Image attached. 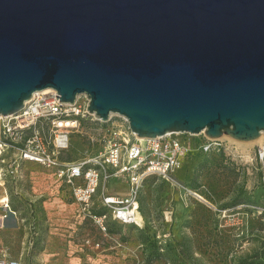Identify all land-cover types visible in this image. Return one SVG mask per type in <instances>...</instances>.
<instances>
[{"label": "water", "instance_id": "1", "mask_svg": "<svg viewBox=\"0 0 264 264\" xmlns=\"http://www.w3.org/2000/svg\"><path fill=\"white\" fill-rule=\"evenodd\" d=\"M88 99L140 139L264 135V0H0V116Z\"/></svg>", "mask_w": 264, "mask_h": 264}, {"label": "rangeland", "instance_id": "2", "mask_svg": "<svg viewBox=\"0 0 264 264\" xmlns=\"http://www.w3.org/2000/svg\"><path fill=\"white\" fill-rule=\"evenodd\" d=\"M79 103L84 106L85 98ZM107 125L83 119L62 157L79 162L98 154L103 146L91 144L90 136ZM176 136H188L186 146L198 148L196 135ZM225 139L230 155L196 151L182 157L170 176L147 177L138 224L116 225L106 237L84 220L68 188L50 170L25 162L16 181L5 175L0 181V258H19L25 264H59L56 253L62 254V264L74 257L78 264L257 260L264 245V161L258 158L264 135L250 142ZM7 195L10 209L2 204Z\"/></svg>", "mask_w": 264, "mask_h": 264}, {"label": "built area", "instance_id": "3", "mask_svg": "<svg viewBox=\"0 0 264 264\" xmlns=\"http://www.w3.org/2000/svg\"><path fill=\"white\" fill-rule=\"evenodd\" d=\"M81 97L85 98L84 106L79 103ZM87 106L84 95L75 104H67L60 101L56 90L47 89L35 92L18 113L0 116V181L2 175L16 181L25 162L45 167L61 187L68 188L84 220L90 221L104 237L109 235L111 225L138 224L140 191L147 177L170 176L182 157L196 151L217 150L230 155L225 138L209 139L203 134L196 135L199 143L195 150L186 146L188 136L167 134L140 139L128 120L115 114L106 123L108 128L97 127V135L90 136L91 144L101 143L102 150L85 160L70 161L62 154L68 150L72 134L81 128V121L90 118L94 124L100 122ZM258 158L264 161V146L259 148ZM113 180L127 184L126 195L109 191ZM2 204L10 209L8 195ZM100 246L96 244L97 249ZM0 264L22 262L0 258Z\"/></svg>", "mask_w": 264, "mask_h": 264}, {"label": "crops", "instance_id": "4", "mask_svg": "<svg viewBox=\"0 0 264 264\" xmlns=\"http://www.w3.org/2000/svg\"><path fill=\"white\" fill-rule=\"evenodd\" d=\"M111 184H112V187H110V184L108 185V189L109 191L111 192H114V193H118L120 195H126L127 194V191H128V187H127V184L124 183V182H121V181H111ZM58 258H57V262L59 264H62V254L60 253H56ZM44 255L46 256L45 253H41V257H44ZM13 259H17V260H20L22 262V264H25L21 259L19 258H13ZM82 262H86V261H82ZM29 264V263H28ZM41 264H44V261L41 262ZM63 264H78V257H74V258H71V259H66Z\"/></svg>", "mask_w": 264, "mask_h": 264}, {"label": "trees", "instance_id": "5", "mask_svg": "<svg viewBox=\"0 0 264 264\" xmlns=\"http://www.w3.org/2000/svg\"><path fill=\"white\" fill-rule=\"evenodd\" d=\"M114 226H116V225L115 224L111 225V227L109 228L110 232L113 231ZM255 258H257V260H252V261L243 260V261H241V264H264L263 260H262V259H264V245H263L261 252L258 253Z\"/></svg>", "mask_w": 264, "mask_h": 264}, {"label": "bare ground", "instance_id": "6", "mask_svg": "<svg viewBox=\"0 0 264 264\" xmlns=\"http://www.w3.org/2000/svg\"><path fill=\"white\" fill-rule=\"evenodd\" d=\"M179 134H181V133H176V135H179ZM263 137V135H261L259 138H257V140L258 139H260V138H262ZM261 140V139H260ZM242 144V143H241ZM140 219V218H139Z\"/></svg>", "mask_w": 264, "mask_h": 264}]
</instances>
